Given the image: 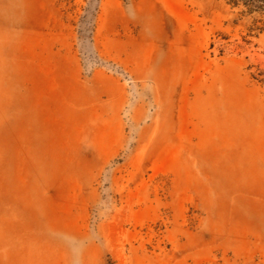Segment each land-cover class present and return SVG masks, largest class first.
Returning <instances> with one entry per match:
<instances>
[{"label": "rangeland", "instance_id": "rangeland-1", "mask_svg": "<svg viewBox=\"0 0 264 264\" xmlns=\"http://www.w3.org/2000/svg\"><path fill=\"white\" fill-rule=\"evenodd\" d=\"M0 264H264V0H0Z\"/></svg>", "mask_w": 264, "mask_h": 264}]
</instances>
